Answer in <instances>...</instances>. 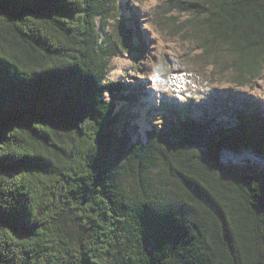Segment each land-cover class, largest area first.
<instances>
[{
    "label": "trees",
    "instance_id": "trees-1",
    "mask_svg": "<svg viewBox=\"0 0 264 264\" xmlns=\"http://www.w3.org/2000/svg\"><path fill=\"white\" fill-rule=\"evenodd\" d=\"M169 8L234 82L261 76L264 0ZM119 9L0 0V264H264V115L178 116L134 139L107 77L141 51Z\"/></svg>",
    "mask_w": 264,
    "mask_h": 264
},
{
    "label": "rangeland",
    "instance_id": "rangeland-1",
    "mask_svg": "<svg viewBox=\"0 0 264 264\" xmlns=\"http://www.w3.org/2000/svg\"><path fill=\"white\" fill-rule=\"evenodd\" d=\"M117 1L122 30L141 51H119L107 77L122 88L116 110L134 139H146L148 130L164 128L178 116L232 125L240 111L264 115V70L253 82H234L232 71L216 68L188 32L177 29L187 15L170 10L174 0Z\"/></svg>",
    "mask_w": 264,
    "mask_h": 264
},
{
    "label": "bare ground",
    "instance_id": "bare-ground-1",
    "mask_svg": "<svg viewBox=\"0 0 264 264\" xmlns=\"http://www.w3.org/2000/svg\"><path fill=\"white\" fill-rule=\"evenodd\" d=\"M248 113H252V112H247L246 114H248ZM191 117L196 118V117H194V116H191ZM232 125H233V124H232Z\"/></svg>",
    "mask_w": 264,
    "mask_h": 264
}]
</instances>
